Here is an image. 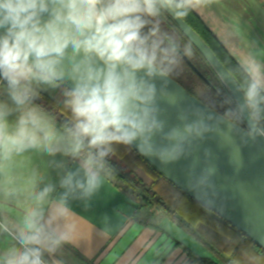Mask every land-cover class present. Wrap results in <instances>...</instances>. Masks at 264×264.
Returning a JSON list of instances; mask_svg holds the SVG:
<instances>
[{
	"label": "clouds",
	"instance_id": "clouds-1",
	"mask_svg": "<svg viewBox=\"0 0 264 264\" xmlns=\"http://www.w3.org/2000/svg\"><path fill=\"white\" fill-rule=\"evenodd\" d=\"M202 2L0 0V79L15 105L13 109L0 102V175H6L16 156L32 149L50 155L63 151L81 161L77 172L61 179L66 191L52 202L46 223L42 206L49 203L53 187L36 193V206L26 210L16 235L20 247L7 249L0 264H45L43 253L55 252L69 238L71 225L63 231L46 226L69 215L68 193L78 189L88 196L99 187L100 170L114 143L139 140L151 147L150 138L160 127L151 80L165 74L161 63L175 47L162 48L156 28L144 33L145 17H155L163 8L183 17ZM245 65L251 78L245 98L255 118L264 104V72L254 59ZM65 78L73 85L65 93L72 120L60 133L32 101L39 95L34 85L55 86ZM14 110L19 115L10 122ZM60 140L65 141L63 148Z\"/></svg>",
	"mask_w": 264,
	"mask_h": 264
},
{
	"label": "crops",
	"instance_id": "crops-1",
	"mask_svg": "<svg viewBox=\"0 0 264 264\" xmlns=\"http://www.w3.org/2000/svg\"><path fill=\"white\" fill-rule=\"evenodd\" d=\"M248 4V0H203L192 9L232 54L224 41L236 36L234 27L239 18L244 24L251 25V20L254 21V14L244 12ZM34 87L52 97L58 91L59 83ZM0 102L15 109L8 97L7 85L2 81ZM18 115L19 112L14 110L10 122H14ZM50 119L62 133L63 127ZM64 145L65 141L60 140L59 146L63 148ZM80 164L79 158L65 155L63 151L50 155L43 149H32L14 158L6 175H0V225L3 226L0 228V255L11 247H20L16 235L26 210L36 206V193L47 186L53 187L49 203L42 206V222L46 223L52 202H58L66 191L60 185L61 179L69 171L77 172ZM100 177L99 187L88 196L78 189L69 192V215L46 225L49 230L57 231H63L65 225L72 227L69 238L55 252L43 253L45 264H200L189 257L183 247L201 258L218 261L208 253L206 246L195 241L190 232L162 211L149 209L146 213L145 208L137 209L138 202L133 196L121 191L102 174ZM7 178L12 180L10 185L5 183ZM6 189L15 191L6 192Z\"/></svg>",
	"mask_w": 264,
	"mask_h": 264
},
{
	"label": "water",
	"instance_id": "water-1",
	"mask_svg": "<svg viewBox=\"0 0 264 264\" xmlns=\"http://www.w3.org/2000/svg\"><path fill=\"white\" fill-rule=\"evenodd\" d=\"M162 10L231 92L247 128L191 95L165 73L151 80L155 86L152 107L160 125L150 138L151 147L141 146L139 140L130 145L169 180L264 249V133L242 88L212 49L182 17ZM57 83L69 89L73 86L68 78Z\"/></svg>",
	"mask_w": 264,
	"mask_h": 264
},
{
	"label": "trees",
	"instance_id": "trees-1",
	"mask_svg": "<svg viewBox=\"0 0 264 264\" xmlns=\"http://www.w3.org/2000/svg\"><path fill=\"white\" fill-rule=\"evenodd\" d=\"M164 16L166 19H163ZM182 18L212 49L245 94L251 78L242 64L192 8ZM145 19L148 23L143 29L144 33L156 28L158 37L162 40L161 47H175V52L170 53L169 57L161 63L165 73L209 107L233 122L244 125V118L231 92L175 22L162 9L159 15L146 16ZM183 55L208 82L188 65ZM0 81L7 85L6 81L2 79ZM68 90L70 89L59 84L58 91L52 97L37 90L39 95L32 101L63 128L72 120L70 109L65 105L67 99L65 93ZM256 119L264 124V104L260 106V111L255 116ZM112 149L113 151L105 157L106 165L100 170V174L110 179L121 191L137 197L139 199L135 198L138 202L137 209L155 207L162 211L178 226L190 232L218 259L215 262L209 258H201L187 247H183L187 255L195 262L200 264H264L263 248L169 180L130 144L114 143ZM150 226L159 229L156 225Z\"/></svg>",
	"mask_w": 264,
	"mask_h": 264
},
{
	"label": "rangeland",
	"instance_id": "rangeland-1",
	"mask_svg": "<svg viewBox=\"0 0 264 264\" xmlns=\"http://www.w3.org/2000/svg\"><path fill=\"white\" fill-rule=\"evenodd\" d=\"M248 3V9L246 8L247 10L244 12L254 14V21L251 20L252 24L249 25L244 24L243 19L239 18L234 27L237 32L236 36L228 37L224 42L229 46L232 55L242 64L245 70V62L251 58L260 65L261 71L264 72V0H248ZM163 19H166V16ZM257 124L264 133V124L258 120ZM149 209L155 210L157 208L145 207L146 213ZM194 240L199 242L196 238ZM207 250L208 253L214 255L208 248Z\"/></svg>",
	"mask_w": 264,
	"mask_h": 264
},
{
	"label": "flooded vegetation",
	"instance_id": "flooded-vegetation-1",
	"mask_svg": "<svg viewBox=\"0 0 264 264\" xmlns=\"http://www.w3.org/2000/svg\"><path fill=\"white\" fill-rule=\"evenodd\" d=\"M242 126L245 127V128H247L245 123H244V125H242Z\"/></svg>",
	"mask_w": 264,
	"mask_h": 264
}]
</instances>
